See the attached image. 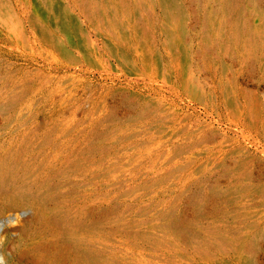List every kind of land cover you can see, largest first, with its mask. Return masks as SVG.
<instances>
[{
    "label": "rangeland",
    "instance_id": "1",
    "mask_svg": "<svg viewBox=\"0 0 264 264\" xmlns=\"http://www.w3.org/2000/svg\"><path fill=\"white\" fill-rule=\"evenodd\" d=\"M12 213L0 264H264V0H0Z\"/></svg>",
    "mask_w": 264,
    "mask_h": 264
},
{
    "label": "water",
    "instance_id": "2",
    "mask_svg": "<svg viewBox=\"0 0 264 264\" xmlns=\"http://www.w3.org/2000/svg\"><path fill=\"white\" fill-rule=\"evenodd\" d=\"M27 212L26 211H20V216L22 218H24L26 216ZM17 220V215H15L14 213L8 215L7 217H5L3 220L0 221V229L2 227V225H4L5 223L11 224L16 222Z\"/></svg>",
    "mask_w": 264,
    "mask_h": 264
}]
</instances>
